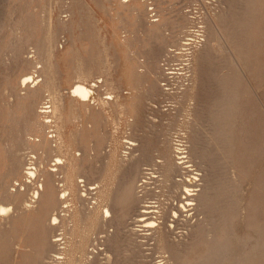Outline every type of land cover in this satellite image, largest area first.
Listing matches in <instances>:
<instances>
[{
    "label": "rangeland",
    "instance_id": "rangeland-1",
    "mask_svg": "<svg viewBox=\"0 0 264 264\" xmlns=\"http://www.w3.org/2000/svg\"><path fill=\"white\" fill-rule=\"evenodd\" d=\"M1 206L0 264H264V0H0Z\"/></svg>",
    "mask_w": 264,
    "mask_h": 264
},
{
    "label": "bare ground",
    "instance_id": "bare-ground-1",
    "mask_svg": "<svg viewBox=\"0 0 264 264\" xmlns=\"http://www.w3.org/2000/svg\"><path fill=\"white\" fill-rule=\"evenodd\" d=\"M34 78H32V76H30V75H25V76H23V78H22V81H23V83L24 84H26V83H29L30 81H32ZM83 81V80H82ZM93 91L94 90H92V88L90 87V86H88V85H86L85 83H83V82H78V83H76L74 86H73V88H72V95H74V96H76V97H78V98H80V99H82V100H85V99H87V98H89L92 94H93ZM79 99V100H80ZM52 104V103H51ZM62 132V131H61ZM59 141V140H58ZM59 167V166H58ZM69 174V173H68ZM27 175L28 176H34L35 175V173L33 172V170L32 169H28V172H27ZM70 178V177H69ZM72 178V177H71ZM71 186V185H70ZM74 189V188H73ZM193 189H189V188H187L186 189V193L188 194V195H191V194H193L194 192H192V193H190V191H192ZM38 194V193H37ZM185 202H188V201H185ZM190 202V201H189ZM188 204H191V203H188ZM191 207V206H190ZM0 211L2 212V213H5V212H7L8 211V209L4 206H1L0 207ZM105 217H108L109 216V214L111 213L110 211L111 210H109V207H105ZM177 213V212H176ZM80 215V214H79ZM174 216H175V214H174ZM177 216V215H176ZM54 220H57V217H54L53 218ZM64 221V220H63ZM63 223V222H62ZM65 223V222H64ZM61 229V228H60ZM66 229V228H65ZM67 236V235H66Z\"/></svg>",
    "mask_w": 264,
    "mask_h": 264
}]
</instances>
